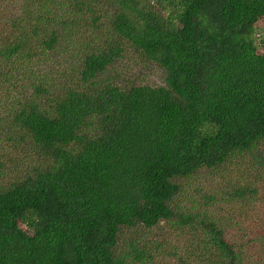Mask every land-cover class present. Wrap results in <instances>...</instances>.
<instances>
[{
  "label": "trees",
  "instance_id": "obj_1",
  "mask_svg": "<svg viewBox=\"0 0 264 264\" xmlns=\"http://www.w3.org/2000/svg\"><path fill=\"white\" fill-rule=\"evenodd\" d=\"M261 21L264 0H0V264H264Z\"/></svg>",
  "mask_w": 264,
  "mask_h": 264
},
{
  "label": "rangeland",
  "instance_id": "obj_2",
  "mask_svg": "<svg viewBox=\"0 0 264 264\" xmlns=\"http://www.w3.org/2000/svg\"><path fill=\"white\" fill-rule=\"evenodd\" d=\"M259 34H264V21H261L257 24ZM126 78H135V79H142L144 78H150L152 82L160 81L162 78V72L157 69L154 66H151L150 64H138V65H132V69L125 73ZM237 213L238 208H235ZM232 212V211H231Z\"/></svg>",
  "mask_w": 264,
  "mask_h": 264
}]
</instances>
